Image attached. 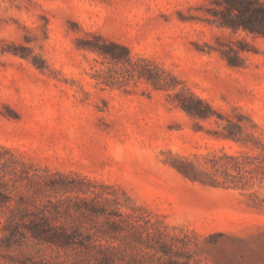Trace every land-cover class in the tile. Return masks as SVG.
<instances>
[{"label":"rangeland","instance_id":"obj_1","mask_svg":"<svg viewBox=\"0 0 264 264\" xmlns=\"http://www.w3.org/2000/svg\"><path fill=\"white\" fill-rule=\"evenodd\" d=\"M221 10L215 0H0V199L12 197L0 221L32 192L36 171H59L67 177L57 180L88 188L80 194L106 211L130 214L122 228L111 223L121 216L82 217L118 264H264V207L250 195L263 188L226 187L204 172L214 150H264V36L220 26ZM95 36L171 71L176 90L190 88L239 122L247 142L217 136L226 119L189 115L172 102L175 89L86 48ZM240 41L250 50L243 65H230L223 51ZM109 67L112 85L101 82ZM190 165L198 176L183 172ZM158 229L177 262L146 243ZM4 234L0 264L100 257L34 239L9 245Z\"/></svg>","mask_w":264,"mask_h":264},{"label":"trees","instance_id":"obj_2","mask_svg":"<svg viewBox=\"0 0 264 264\" xmlns=\"http://www.w3.org/2000/svg\"><path fill=\"white\" fill-rule=\"evenodd\" d=\"M215 2L222 7L220 26L231 28L235 32L243 29L264 36V0H215ZM95 37L100 42H91L84 46L109 59L112 64H120L132 74L136 73L139 77H145L155 88L176 90L180 81L171 71L155 64L149 57L132 55L125 45L107 41L101 36ZM246 44L245 41H240L237 48L231 47L230 50L223 51L230 65L244 64L242 52L250 50ZM119 50L124 51V54ZM112 70L113 67L106 70L101 82L106 85L113 84ZM169 95L172 102L193 117L207 120L218 114L221 119H226L225 130L216 131L217 136L247 142L242 136L244 131L239 122L223 113H217L207 100L190 88L181 86L173 95ZM204 157L206 164L204 172L212 181L226 187L246 188L258 185L263 188V192L257 189L251 191L250 195L256 206L264 207V150L252 154L247 151L231 153L221 149L214 150ZM182 170L194 177L199 174L198 168L194 165ZM56 176L63 179L67 177L59 171L49 170L46 173L36 171L32 175L30 178L32 192L20 193L14 205L8 204L9 213L5 220L0 221V229H3L5 233L3 240L9 245L17 246L22 245L24 241L34 239L64 248H81L88 251L95 249L100 254V257H96L98 264H118L110 253L102 251V245L96 242L94 234L84 229L82 217L100 214H107L108 218L111 215L121 216L118 219H112L111 223L122 228L121 224L129 223L130 214L124 216L121 212L106 211L107 208L102 206V201L96 200V196L89 198L87 195L80 194L87 193L88 188L76 184L74 180L70 182L57 180ZM83 180L84 178L80 181L85 183ZM71 192L77 194L72 195ZM11 199L10 195L6 199H0V205H6ZM63 213L66 215L78 213V216L77 219L72 218L68 221L66 215L62 217ZM150 235V233L147 234L146 243L151 244L157 252L168 255L170 262H177L172 259L177 253L172 250V243L164 239L163 231L158 229L154 237Z\"/></svg>","mask_w":264,"mask_h":264}]
</instances>
